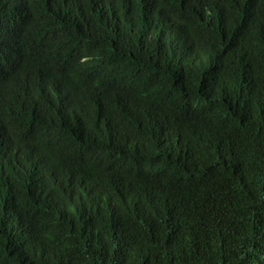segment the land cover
I'll list each match as a JSON object with an SVG mask.
<instances>
[{
    "label": "trees",
    "instance_id": "trees-1",
    "mask_svg": "<svg viewBox=\"0 0 264 264\" xmlns=\"http://www.w3.org/2000/svg\"><path fill=\"white\" fill-rule=\"evenodd\" d=\"M138 1L147 6L139 25L110 11L87 29L64 0H0V70L19 68L30 87L22 127H12L8 100L0 119L13 142L36 137L54 172L30 188L0 151V199L19 204L0 208V264L34 253L31 228L49 229L46 264H70L68 245L91 252L85 264H264V0L217 24L192 0ZM239 42L251 61L230 58ZM71 57L83 60L89 97L57 91ZM234 69L255 75L249 104ZM202 119L209 129L193 130ZM180 145L186 168L172 152ZM136 155L139 167L120 173ZM104 166L121 180L125 217L93 231L84 220L77 238L70 215L87 200L83 182L110 194L114 180L95 175Z\"/></svg>",
    "mask_w": 264,
    "mask_h": 264
},
{
    "label": "clouds",
    "instance_id": "clouds-1",
    "mask_svg": "<svg viewBox=\"0 0 264 264\" xmlns=\"http://www.w3.org/2000/svg\"><path fill=\"white\" fill-rule=\"evenodd\" d=\"M49 4V0H38ZM211 3L205 9L199 7V0H192L193 8L196 10L198 16L202 19L217 24L220 20H239L245 18L251 13V0H210ZM70 6L65 13L69 16L77 11L84 14L87 18L86 28L90 29L98 25V23L110 11L120 13L122 11H130V21L139 25L146 17L147 6L144 2L138 0H64ZM64 12V11H63ZM230 51L233 52L230 58L234 56L238 59L251 61L253 56L250 52H246V48L242 43L230 45ZM251 50V49H250ZM223 59V58H222ZM82 59L71 57L63 66L62 70L57 76V91L64 94H71L76 97L84 95L89 97V92L85 80L82 78ZM231 77L235 84L241 87V102L249 104L252 92L255 90L254 86L257 81L255 75L249 73H237L234 70L230 71ZM258 77H261L258 75ZM0 103L9 101L11 124L14 128L22 127L24 117L26 114L27 101L29 96V84L25 80L23 72L16 67L9 68L3 73L0 70ZM193 130H208L209 122L206 119L200 120L198 124L191 127ZM40 134V133H38ZM37 140L36 137L30 138L26 142L16 143L11 140L4 122L0 119V151H2L9 159L16 162L24 171L27 179L30 182V188L38 181L45 180L52 177L54 172L51 169V163L47 155L41 151L33 148V142ZM173 154L181 161L186 168L188 162V150L185 146H177L172 150ZM141 162L140 155L133 158H128L127 164L121 169L120 173H132ZM71 168H74V165ZM97 176L113 179L110 184V194L102 198L99 195L98 189L88 184L89 181H84L85 187L83 197V209L78 210L76 214L70 215L71 233L79 238L84 230L83 221L91 220L93 222L90 231L94 230V223L100 221L102 225L107 223H114V220L124 216L125 217V201L123 199V192L121 190V180L118 175L112 173L106 166L101 171H96ZM94 175V176H95ZM19 204L10 199H0V208L6 214L13 211ZM49 229L33 230L31 228L29 239L36 246L34 253H24L20 257L13 259L14 264H46L45 253V235ZM125 231L120 228V239L123 242ZM73 241V240H71ZM70 242V241H69ZM71 248L66 246V254L70 260V264H85L87 257L91 252L87 249L73 252ZM42 254V258L29 257L28 254Z\"/></svg>",
    "mask_w": 264,
    "mask_h": 264
}]
</instances>
